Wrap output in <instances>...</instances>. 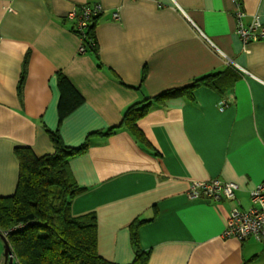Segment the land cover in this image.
I'll return each instance as SVG.
<instances>
[{
	"label": "crops",
	"instance_id": "1",
	"mask_svg": "<svg viewBox=\"0 0 264 264\" xmlns=\"http://www.w3.org/2000/svg\"><path fill=\"white\" fill-rule=\"evenodd\" d=\"M84 5L103 10L97 52L80 53L68 19ZM238 11L245 25L264 23V0H0V197L17 188L16 148L52 154L58 130L67 147L89 141L70 161L84 189L71 214L96 215L105 260L133 263L141 220L149 264H264L263 244L224 237L232 210L249 209L264 182V39L243 42ZM230 66L240 76L225 94L200 87L141 119L147 144L124 127L99 135L131 105ZM60 72L84 98L61 124ZM217 179L238 184L234 200L188 198L192 182Z\"/></svg>",
	"mask_w": 264,
	"mask_h": 264
},
{
	"label": "trees",
	"instance_id": "2",
	"mask_svg": "<svg viewBox=\"0 0 264 264\" xmlns=\"http://www.w3.org/2000/svg\"><path fill=\"white\" fill-rule=\"evenodd\" d=\"M88 6V5H84ZM84 6H78L81 12ZM101 14L91 16L83 31L73 21L72 31L83 38L86 51L98 49L95 35ZM234 67L225 72L212 73L193 80V83L165 90L157 96L131 105L124 113L122 124L106 133L111 135L119 128L128 129L142 143L147 140L138 123L153 108L175 98H193V92L206 87L221 95L230 90L239 78ZM60 124L84 104V98L61 72L58 74ZM54 152L37 156L31 148L15 150L19 161V176L15 193L0 197V232L6 234L16 264H115L98 253V221L95 214L73 217V199L84 189L78 186L70 169V161L83 154L89 141L77 148L67 147L59 131H49ZM143 221L136 220L131 227V243L135 252L132 264H149L150 253L140 246L138 230Z\"/></svg>",
	"mask_w": 264,
	"mask_h": 264
},
{
	"label": "built area",
	"instance_id": "3",
	"mask_svg": "<svg viewBox=\"0 0 264 264\" xmlns=\"http://www.w3.org/2000/svg\"><path fill=\"white\" fill-rule=\"evenodd\" d=\"M102 8L97 6H84L81 12L77 9L68 15V19L76 22L78 31H83L91 16L102 14ZM244 13L237 12L239 24L237 33L245 44L252 41L264 39V23L259 17H255L249 25H245L242 21ZM115 18L120 16L115 13ZM80 53L86 52L83 45V38ZM206 40L209 42L208 38ZM224 102L220 103V108H225ZM239 186L235 182H223L221 180H213L210 182H192L187 193L191 200H212L220 202L222 200H234L236 198V191ZM224 237L236 238L240 241H245L253 238L264 245V182L254 188L251 192V206L244 210L235 208L232 210L230 217L226 221V228Z\"/></svg>",
	"mask_w": 264,
	"mask_h": 264
},
{
	"label": "water",
	"instance_id": "4",
	"mask_svg": "<svg viewBox=\"0 0 264 264\" xmlns=\"http://www.w3.org/2000/svg\"><path fill=\"white\" fill-rule=\"evenodd\" d=\"M0 237L3 239L4 244H5L4 256H5V259H6V263L9 262L10 264H14V255H13L12 249L10 247V244L8 242V239L1 232H0Z\"/></svg>",
	"mask_w": 264,
	"mask_h": 264
},
{
	"label": "rangeland",
	"instance_id": "5",
	"mask_svg": "<svg viewBox=\"0 0 264 264\" xmlns=\"http://www.w3.org/2000/svg\"><path fill=\"white\" fill-rule=\"evenodd\" d=\"M4 235L7 236L6 234H4ZM4 253H5V244H4L3 239L0 237V264H10L9 262L6 263ZM14 264H16L15 261H14Z\"/></svg>",
	"mask_w": 264,
	"mask_h": 264
}]
</instances>
